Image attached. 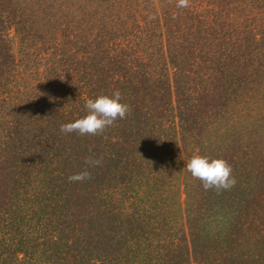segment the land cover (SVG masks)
<instances>
[{
    "label": "trees",
    "instance_id": "trees-1",
    "mask_svg": "<svg viewBox=\"0 0 264 264\" xmlns=\"http://www.w3.org/2000/svg\"><path fill=\"white\" fill-rule=\"evenodd\" d=\"M176 4L0 0V264H264V0ZM115 90L124 119L60 131Z\"/></svg>",
    "mask_w": 264,
    "mask_h": 264
},
{
    "label": "clouds",
    "instance_id": "clouds-1",
    "mask_svg": "<svg viewBox=\"0 0 264 264\" xmlns=\"http://www.w3.org/2000/svg\"><path fill=\"white\" fill-rule=\"evenodd\" d=\"M178 8H188L190 0H177ZM119 90L109 94L97 95L94 99L85 101L86 114L73 122L60 125L62 133L76 132L81 136L98 135L104 133L106 128L114 125L115 121L124 119L130 112V106L122 102ZM86 168L68 177L70 182H83L91 178L88 168L101 166L102 157H86L84 161ZM192 177L201 181L205 190L215 188L217 192L228 190L235 186L236 179L233 169L223 157H210L194 153L185 165Z\"/></svg>",
    "mask_w": 264,
    "mask_h": 264
},
{
    "label": "rangeland",
    "instance_id": "rangeland-1",
    "mask_svg": "<svg viewBox=\"0 0 264 264\" xmlns=\"http://www.w3.org/2000/svg\"><path fill=\"white\" fill-rule=\"evenodd\" d=\"M13 32H11V34H12ZM15 39V40H14ZM19 48H20V46H19V43H18V41H17V39L16 38H13V44H12V50L14 51V53L18 56V53H19ZM183 188V187H182ZM186 199V193H185V191L182 189V190H180V193H179V195H178V200L182 203V205H183V201Z\"/></svg>",
    "mask_w": 264,
    "mask_h": 264
}]
</instances>
